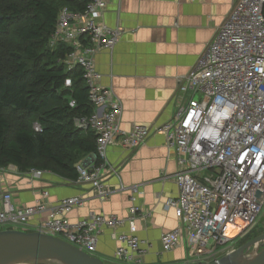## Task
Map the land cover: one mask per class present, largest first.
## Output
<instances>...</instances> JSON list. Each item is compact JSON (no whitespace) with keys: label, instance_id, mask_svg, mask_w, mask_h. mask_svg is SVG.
I'll list each match as a JSON object with an SVG mask.
<instances>
[{"label":"built area","instance_id":"2783aa9c","mask_svg":"<svg viewBox=\"0 0 264 264\" xmlns=\"http://www.w3.org/2000/svg\"><path fill=\"white\" fill-rule=\"evenodd\" d=\"M107 7L108 0H90L83 12L63 7L49 43L52 49L69 45L72 51L62 63L68 69H83L95 110L91 116L77 118L76 126L94 131L97 149L95 161L80 164L77 170L79 181L91 185L103 200L113 192L103 179L104 170L113 171L107 160L109 148L119 144L139 148L153 133L144 125L124 131L123 105L113 88L100 83L93 57L99 49L113 50L124 34L121 27L111 28L101 20ZM66 87H72L71 79ZM177 102L176 114L158 131L174 150L179 167L174 177L179 195L168 200L166 208L175 212L184 228L163 233L161 242L163 251L169 252L186 234V264L212 263L235 251L234 241L264 216V0H236L196 67L178 80ZM76 105L71 99L70 106ZM34 128L42 131L39 124ZM30 173L34 178L44 174ZM139 194L138 188H132L133 204L126 218L92 214L72 223L67 216L82 204L78 197L55 205L40 201L15 207L12 193L4 192L0 194V231H25L34 217L47 214L39 232L95 256L100 235L110 229L120 244L115 264H142ZM48 196L43 191L42 198ZM126 225L129 233H118ZM231 227L238 230L234 236Z\"/></svg>","mask_w":264,"mask_h":264},{"label":"crops","instance_id":"0c3cea01","mask_svg":"<svg viewBox=\"0 0 264 264\" xmlns=\"http://www.w3.org/2000/svg\"><path fill=\"white\" fill-rule=\"evenodd\" d=\"M235 2L108 0L101 20L111 28L121 27L124 34L113 50L99 49L93 57L100 83L113 88L123 105L121 128L130 131L136 125L148 126L153 130L151 137L139 148L120 144L109 148L107 160L113 171L104 170L103 179L113 192L106 200L79 178L67 180L51 172L34 178L31 170L22 173L13 165L0 172V194L12 193L15 207H30L40 201L55 205L78 197L82 204L67 216L70 222L77 223L92 214L126 218L133 204L132 188H138L142 264H186V234L181 244L169 252L163 251L161 242L163 233L184 228V224L166 208L167 201L179 195L174 178L179 167L174 150L158 129L176 114L178 80L196 67ZM94 156L89 154L80 164L90 165ZM43 191L49 193L46 199L42 198ZM46 217L47 214L34 217L25 231H38ZM118 233H129V226H123ZM113 234L110 229L103 231L95 253L107 264L115 263L120 246Z\"/></svg>","mask_w":264,"mask_h":264},{"label":"trees","instance_id":"16d2710c","mask_svg":"<svg viewBox=\"0 0 264 264\" xmlns=\"http://www.w3.org/2000/svg\"><path fill=\"white\" fill-rule=\"evenodd\" d=\"M89 1L0 0V37L11 34L13 39L0 49V167L51 172L75 181L77 165L96 152L94 131L76 126L77 118L95 110L83 69L62 63L72 51L69 45H49L60 10L83 12ZM67 79L72 80L70 88ZM258 236L248 232L234 245L240 248Z\"/></svg>","mask_w":264,"mask_h":264},{"label":"water","instance_id":"95a60500","mask_svg":"<svg viewBox=\"0 0 264 264\" xmlns=\"http://www.w3.org/2000/svg\"><path fill=\"white\" fill-rule=\"evenodd\" d=\"M105 264L66 241L39 231H0V264ZM194 264H264V233L212 262Z\"/></svg>","mask_w":264,"mask_h":264},{"label":"rangeland","instance_id":"374dc122","mask_svg":"<svg viewBox=\"0 0 264 264\" xmlns=\"http://www.w3.org/2000/svg\"><path fill=\"white\" fill-rule=\"evenodd\" d=\"M12 35H7V36H3L0 37V49L4 48L2 45H7L10 44V42L12 41ZM4 43V44H1ZM251 233L252 236H257V235H261L262 233H264V216L261 218V220L250 230L249 234ZM235 249H238V247H236V245H234ZM46 264V263H45ZM51 264V263H48ZM115 264V263H113ZM118 264V263H116Z\"/></svg>","mask_w":264,"mask_h":264},{"label":"bare ground","instance_id":"6f19581e","mask_svg":"<svg viewBox=\"0 0 264 264\" xmlns=\"http://www.w3.org/2000/svg\"><path fill=\"white\" fill-rule=\"evenodd\" d=\"M229 231H230V234H231L232 236H234V235H236V234L238 233V230L235 231V227H231V228L229 229Z\"/></svg>","mask_w":264,"mask_h":264}]
</instances>
